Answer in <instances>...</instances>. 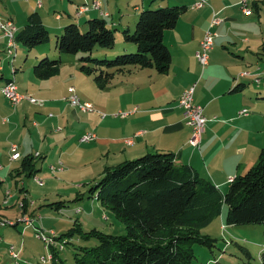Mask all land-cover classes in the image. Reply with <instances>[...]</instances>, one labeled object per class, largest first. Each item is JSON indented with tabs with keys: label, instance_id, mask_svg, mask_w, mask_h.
I'll use <instances>...</instances> for the list:
<instances>
[{
	"label": "crops",
	"instance_id": "crops-1",
	"mask_svg": "<svg viewBox=\"0 0 264 264\" xmlns=\"http://www.w3.org/2000/svg\"><path fill=\"white\" fill-rule=\"evenodd\" d=\"M91 1L70 0L73 10L72 14L68 12L66 19L60 13L53 16L56 5L54 9L50 8L54 0L48 1L50 7L46 6L45 0H27L29 8L25 13L38 12L49 32L53 28L58 33L69 22L74 21L81 28L95 17H104L108 25L116 29L118 26L130 29L145 8L185 5L187 9L176 27L164 33V42L172 53L170 70L160 74L154 68L127 67L128 71L116 73L105 87L95 82L94 75L83 73L86 77L83 81L94 83L93 95L86 96L80 85H74L77 79L73 78L79 74L62 78L64 65L61 64L58 72L47 79L37 78L30 65L29 85L24 87L19 83L18 90L41 98L42 104L23 100L13 108L0 106V126L10 135L21 129V125L27 127L28 121L36 128L28 135H19L21 145L13 143L17 144L15 150L10 145V155L15 156L14 161L8 163L12 165L7 171L10 177H13L12 170L20 169L26 156L33 157L37 177L41 170H45L46 162L55 159L58 166L52 170L64 174L73 167L68 160L82 163L85 155L86 158L97 159V152H103L102 155L110 159L103 171L107 166L148 152H166L174 153L177 162L191 166L201 178L210 180L221 191V185L229 182L230 177L245 173L259 160L264 151V0H246L248 7L252 8L251 14L244 12V0H205L203 7L196 6L200 0H166L174 2L172 5H165L160 0H141L140 5H132L133 0H124L126 3H121L122 0H113V3L112 0H97L101 4L100 9L92 8ZM83 5L88 6V10L80 13ZM102 11L110 15L104 16ZM18 16L19 13L11 12L6 18L17 24ZM28 16L22 19L25 21L21 27L16 25L19 30L26 25ZM214 17L220 21L212 25ZM208 29L217 35L209 53V63L202 66L196 52ZM0 45L7 47V38L2 31ZM122 48L127 47L116 48L113 52H120ZM47 52L45 48H38L34 62L48 55ZM7 56L13 63L17 53L14 60L8 52ZM17 70L14 68L15 74ZM10 79L16 77L6 78L0 85L2 103H6L2 88ZM30 80L33 84L40 82L31 87ZM194 84V102L203 107L207 119L199 147L189 143L192 128L186 123L183 108L179 105L184 90ZM69 87L75 88L80 101L90 102L98 110L94 108L95 113L85 112L71 104L66 99ZM32 105H38L37 109ZM243 108L249 110L247 115L239 113ZM100 110H106L110 116ZM121 112H128V115ZM81 114L85 115L82 117ZM12 119L15 120L12 122ZM69 126L70 129L63 130ZM87 131H93L97 138L83 149L72 147L75 141L78 142L76 145H82L80 138ZM129 138L133 142L127 143ZM33 146H37L35 151L30 148ZM38 157L43 162L39 165ZM24 176L27 177L22 174L17 178ZM33 176L31 178L35 180ZM24 191L28 199L27 189ZM25 208L28 213L37 215L35 209L28 205Z\"/></svg>",
	"mask_w": 264,
	"mask_h": 264
},
{
	"label": "trees",
	"instance_id": "trees-1",
	"mask_svg": "<svg viewBox=\"0 0 264 264\" xmlns=\"http://www.w3.org/2000/svg\"><path fill=\"white\" fill-rule=\"evenodd\" d=\"M186 9L185 5H172L141 10L134 31L129 28L121 31L124 41L135 45L136 50L113 59L91 55L96 46L115 47L118 29L109 26L104 17L89 19L85 31L76 22H69L57 34L55 48L59 53H87L79 58L80 70L94 75L100 87L131 66L154 68L166 74L172 53L164 42V33L176 27ZM16 38L31 50L47 43L50 32L40 14L33 12ZM61 64V58L45 56L34 65V75L47 79L58 72ZM34 166L33 157L26 156L16 174L35 177ZM2 182L0 178V186ZM91 191L123 219L126 234L86 233V237L96 235L99 243L86 248L74 264H192L194 244L210 249L215 245L216 240L202 235L201 230L224 202L228 205V224L264 225V151L253 167L230 182L225 193L210 180L201 178L191 166L177 162L174 153L166 152H148L113 167L107 166ZM21 203L26 211L27 198ZM64 204L57 201L48 206L60 209Z\"/></svg>",
	"mask_w": 264,
	"mask_h": 264
},
{
	"label": "rangeland",
	"instance_id": "rangeland-1",
	"mask_svg": "<svg viewBox=\"0 0 264 264\" xmlns=\"http://www.w3.org/2000/svg\"><path fill=\"white\" fill-rule=\"evenodd\" d=\"M48 1L49 0H45V3L47 7H50ZM160 1H163L165 5H168L166 3H171L169 5L174 3L166 2V0ZM54 2L55 3L50 8V10H52L56 5L53 16L60 13L63 18L66 19L68 17V12L72 14L73 9L71 8L70 0H54ZM91 2V5L93 4L94 6L96 2L99 1L92 0ZM121 3H126V1L122 0ZM134 3L140 5L141 0H133L132 5ZM93 6L92 8H94ZM28 8L29 5L27 0H0V16L5 19L11 12L19 13L20 16H18V22L16 24L18 26H22L23 24L21 23H24L25 21L22 19L29 15L25 13ZM100 8L101 4L99 5V9ZM152 8H159V6H152ZM250 9L252 13V8L250 7ZM101 13L104 16L110 15L105 11H102ZM86 28L87 26L81 27L82 31H85ZM118 28L119 30L116 32L115 47L113 49H108L96 46L91 52L93 57L113 59L119 54L136 50L135 45L124 41L121 34L123 27L118 26ZM134 29L135 24H132L130 28L131 32H133ZM62 32L56 33L53 28H51L50 40L47 43L40 45V47L31 50L25 47L22 42L16 41V47L18 48L15 50V53H17V56L9 54L8 51L12 60L15 59L13 63H11V60L9 61L10 58L7 56L8 46L5 48L0 45V66L2 67V70H0V77L3 76V78H0V85L6 78L16 77L15 81H17V84L23 83L24 87H28V72L30 65H32L33 70L34 65L41 59L39 58L34 62L35 52L38 51V48H45L48 51V55L46 54L45 56H48L51 59L61 58L62 65H64L63 73L61 75L62 78H68L70 74H79L78 77L75 76L73 78L74 80L77 79L74 85L76 87L80 85L86 96L93 95L94 83L92 84L83 81V78L86 77L80 70L82 62L79 58L80 56L87 55V53H59L55 48L57 34H61ZM121 47L127 48H122L120 52H113L116 48ZM14 68H18L17 74L14 73ZM12 81H14V79H12ZM39 82L40 81H37L33 84V81L30 80V86L35 87L36 83L39 84ZM6 85L7 84H4L2 92ZM70 88L74 87H69V90ZM74 92L76 96L77 93L75 88ZM35 98L42 100L38 97ZM69 102L77 106L72 101ZM83 102L86 101L83 100ZM0 106L4 109H6L7 106L12 107L7 100L6 103L0 101ZM37 106L32 105L33 109H37ZM93 108L98 110L96 106ZM100 111L110 116V113L106 110ZM92 112L93 111H91V113ZM83 115L85 114H81L82 117ZM14 120L15 119H12V122ZM70 128L71 126L63 127V130ZM33 130H36V128L29 121L27 127L21 125V129L13 135H10L9 131L7 132L6 130H3L0 126V177L5 181L2 182V185L0 186V205L2 204V206H0V236L3 238V241H0V264H13V262H17V264H57L59 261L67 264H74L76 258L82 256L86 248L94 247L99 243L96 235L86 237V233L97 231L114 235L126 234V225L123 219H121L110 208L105 206L101 200L97 199L96 192L93 193L91 191V188L102 178L103 168L107 165L106 162L110 159L108 160L106 156L104 157V155H102L103 152H97V159L86 158L85 155L82 163L68 160L69 164L73 165V167L70 172L64 174L52 170V167L54 168L55 166H58L56 165L57 163L55 159V161L46 162L45 170H41L39 175L35 177V180L34 178L25 176L21 178L22 180L18 179L17 177L19 176L16 174V170H12L13 177H10L7 171L11 170L12 165L8 163L14 161V158L12 159V154L10 155V145L13 143L21 145V138L19 135L22 133L28 135ZM88 132L93 131H87V133ZM77 143L78 142L75 141V143L72 144V147H80L83 149L91 144L92 141L83 142L82 145H76ZM36 147L37 146H33L30 148L35 151ZM36 161L38 165L43 163L39 157L36 158ZM111 161L113 162L114 160L112 159ZM257 162L258 160L255 164ZM117 164H119V162L113 166ZM1 168H4L5 170ZM23 186V190H20ZM229 187V182H226L221 185V191L225 193L229 190ZM25 189L28 191L26 192V194H28V206L29 208L38 211L37 215L27 213V211H24L20 207V203L23 202L26 196L24 194ZM6 200H8V203ZM4 201H6V203ZM57 201H64L65 204L61 209L48 206V204ZM227 211L228 205L224 202L218 213L203 226L201 230L202 235L209 236L215 239L216 242L212 249L198 243L194 244L195 258L193 259L192 264H263L264 225H230L227 223ZM20 213H23L22 216L28 214L30 218L35 220L34 223L26 226L24 223L18 222L22 217ZM8 220L13 221L14 223L18 222L17 226H1V223H6ZM37 228H40L42 231L41 237L37 235ZM10 244L15 245L16 250L18 251V257L16 259L10 257L8 248L6 247V245ZM247 251L249 253H247Z\"/></svg>",
	"mask_w": 264,
	"mask_h": 264
},
{
	"label": "built area",
	"instance_id": "built-area-1",
	"mask_svg": "<svg viewBox=\"0 0 264 264\" xmlns=\"http://www.w3.org/2000/svg\"><path fill=\"white\" fill-rule=\"evenodd\" d=\"M206 4L205 0H200L196 3L197 7H203ZM99 2H96V4L93 6L95 9H99ZM242 5L244 7V12L246 14H250V7H248V2L244 0L242 2ZM88 10V6L83 5L80 7V12ZM220 21L219 18L214 17L212 20V25L218 24ZM0 31L3 32L5 37L7 38V52L10 50H17V47H12V37H17V33L19 31L18 27L14 23V21L11 18H2L0 16ZM217 35L216 32H213L211 29H208L204 35L203 40L201 41L200 48L196 52V57L199 60V62L202 64V66H206L209 63V53L214 45V39ZM11 60V58H10ZM194 93H195V84L187 89L184 90L182 95L179 98V105L183 108V114L186 120V123L192 128V134L189 139V143L194 147H199L202 142V136L205 131V126L207 119L204 115V109L201 105L196 104L194 102ZM6 100L9 102V104L12 107H16V103L20 100H32V103L35 104H42L43 100L37 99L32 95L22 94L19 92L18 88L16 87V81H12V86L9 87V89L3 93ZM69 101H74L78 103V107L85 112L94 111V106L90 102H83L78 101L77 97L74 94V89L69 90V96L66 97ZM240 114L247 115L249 113V110L247 108H243L240 112ZM122 115H128V112H121ZM97 138L96 134L94 132H86L82 135L80 140L82 142H90ZM127 143L133 142V140L127 139ZM17 148V144H12V150H15ZM15 158L14 155H12V159ZM235 178L230 177L229 182H233ZM9 195V194H8ZM23 206V204H22ZM34 219L30 218L27 215L24 214V216L19 219L18 222L24 223L26 226L31 225L34 223ZM14 223L13 221H6V223H1L3 226H15L18 224ZM225 227V226H223ZM37 235L39 237L42 236V231L40 228H37ZM0 241H3L2 237L0 236ZM52 243V242H51ZM54 244V243H52ZM62 247V246H61ZM10 257L11 258H17L18 257V251L16 250L15 245L10 244L7 246ZM10 264V263H8ZM13 264H17V262H13Z\"/></svg>",
	"mask_w": 264,
	"mask_h": 264
},
{
	"label": "bare ground",
	"instance_id": "bare-ground-1",
	"mask_svg": "<svg viewBox=\"0 0 264 264\" xmlns=\"http://www.w3.org/2000/svg\"><path fill=\"white\" fill-rule=\"evenodd\" d=\"M250 13H251V9H250ZM12 47H16V37H12ZM13 51H14V52H13ZM9 54L16 55L15 50H10V51H9ZM6 84H7V85L5 86V88H4V90H3L4 93L9 89V87L12 86V80L9 81V82L6 83ZM16 87L18 88L17 83H16ZM71 89H74V88H70V90H71ZM74 93H75V92H74ZM77 96H78V95L76 94V97H77ZM77 99H78V101H80L79 96L77 97ZM22 101H23V100L18 101V102L16 103V105H19ZM29 101L32 102V100H29ZM72 102L78 106V103H76V102H74V101H72ZM20 207H22V203L20 204ZM22 217H23V216H22ZM22 217H21V218H22Z\"/></svg>",
	"mask_w": 264,
	"mask_h": 264
}]
</instances>
